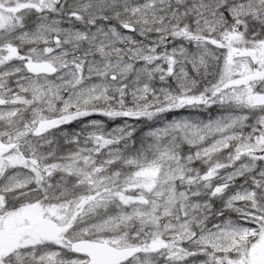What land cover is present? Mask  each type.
Masks as SVG:
<instances>
[{"label": "snow or ice", "instance_id": "6c2138e0", "mask_svg": "<svg viewBox=\"0 0 264 264\" xmlns=\"http://www.w3.org/2000/svg\"><path fill=\"white\" fill-rule=\"evenodd\" d=\"M0 264H264V0H0Z\"/></svg>", "mask_w": 264, "mask_h": 264}]
</instances>
